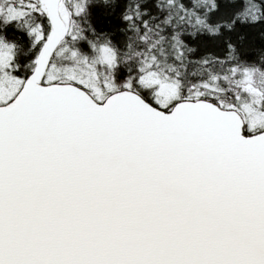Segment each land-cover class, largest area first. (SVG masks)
Returning a JSON list of instances; mask_svg holds the SVG:
<instances>
[{
    "label": "snow or ice",
    "instance_id": "1",
    "mask_svg": "<svg viewBox=\"0 0 264 264\" xmlns=\"http://www.w3.org/2000/svg\"><path fill=\"white\" fill-rule=\"evenodd\" d=\"M0 264H264V0H0Z\"/></svg>",
    "mask_w": 264,
    "mask_h": 264
}]
</instances>
